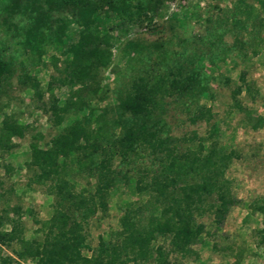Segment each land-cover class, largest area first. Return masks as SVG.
<instances>
[{"label": "trees", "instance_id": "obj_1", "mask_svg": "<svg viewBox=\"0 0 264 264\" xmlns=\"http://www.w3.org/2000/svg\"><path fill=\"white\" fill-rule=\"evenodd\" d=\"M9 1L0 0V4ZM51 1L56 7L66 8L97 1L128 21L140 9L139 4L130 5L129 0ZM217 9L205 17L207 25L201 35L169 37L151 44L140 42L130 49L128 53L133 56L129 58L140 65L126 83L113 88L111 117L105 115V107H87L78 90L72 89V75L83 77L96 67L107 66L108 37L99 39L102 46L98 42L87 44L80 59L74 51L71 57L76 63H65L62 75H51L43 87L14 55L0 48V99L7 95L14 78L18 86L30 90L34 100L40 101L46 94L40 109L51 125L58 126L70 113H80L54 134L47 146L28 143L25 165L33 168L29 181L45 184L46 192L52 196L50 210L43 220L33 218L40 238L23 237L18 205L0 210V264H21L25 259L33 264H180L170 256L194 254L191 245L206 232L204 223L196 217L209 214L211 223L222 222L228 209L239 202L223 175L235 151L216 144L213 123L203 137L195 131L177 137L170 133L166 120L169 105L183 113L189 124L211 118L209 107L198 103L212 78L202 67L193 65L201 56L213 63L227 52L242 58L248 46L251 55L257 52L264 0H231ZM47 16L44 14L31 33L22 38L36 57L43 54L51 40L45 24ZM226 34L231 35L229 43L223 39ZM53 68L57 70L55 64ZM237 78L240 85L231 89L232 98L242 86L249 90L242 71ZM54 83L68 86L72 99L59 103L53 93ZM262 120L258 117L251 128L260 126ZM26 130L28 124L18 122L12 113H2L0 155L14 148L12 138L23 137ZM32 137L37 140L41 134L36 132ZM195 140L194 147L180 148L181 143ZM204 141L206 146L202 145ZM71 164L93 178L90 189H74L67 178ZM3 168L8 171L10 166L3 164ZM134 176L133 190L144 195L145 200L126 203L118 217V228L107 239L99 236L96 245L89 248L83 224L96 212L105 213L108 193L115 184H127ZM249 209L261 217L262 227L257 233L264 244V194L249 204ZM159 236L167 247L152 245ZM2 247H8L12 255H2ZM82 249H89L90 254L83 255ZM238 254L231 264H240Z\"/></svg>", "mask_w": 264, "mask_h": 264}, {"label": "rangeland", "instance_id": "obj_2", "mask_svg": "<svg viewBox=\"0 0 264 264\" xmlns=\"http://www.w3.org/2000/svg\"><path fill=\"white\" fill-rule=\"evenodd\" d=\"M230 1L166 0L153 3L151 0H129L130 5L139 4L140 9L128 21L119 17L110 6L97 1L89 6L66 8L54 6L51 0H10L0 4V48L5 54L14 55L43 87L51 75H62L65 63L72 66L76 63L77 60L71 57L74 51L80 59L87 44L98 42L102 46L99 39L108 37L107 66L96 67L83 77L72 75V89L78 90L87 107H105V115L111 117V107L115 103L113 88L126 83L140 65L129 58L133 53L128 52L135 44L201 35L207 25L205 17L212 16L217 8L229 5ZM44 14L48 15L45 24L48 25L47 33L51 40L45 45L43 54L36 57L30 54L22 38L31 33ZM259 37L255 54H250L251 48L248 46L242 58L234 52H227L213 63L201 56L193 64L212 76L207 90L198 98L200 105L210 109L212 116L208 122L200 120L189 124L183 113L168 106L166 120L172 135L180 137L195 131L197 136L203 137L213 123L216 127L213 135L216 144L226 150L233 149L236 153L223 175L230 181V192L239 202L228 209L218 225L211 223L209 214L196 217L197 221L204 223L206 232L191 245L194 254L184 258L170 256L180 264H231L237 253L240 264H264V244L259 242L260 235L257 233L262 227L261 217L249 209V204L264 194V21ZM223 39L229 43L231 35L226 34ZM148 64L151 65L150 62ZM240 71L244 73L249 90L246 91L241 85L240 92L232 98L231 89L240 85L237 78ZM11 82L7 95L0 99V119L2 113H12L18 122L28 124V130L21 138L13 137L16 146L0 155V210L18 205L23 237L40 238V232L35 230L38 224L33 218L43 220L48 216L52 196L46 192L45 184L29 181L33 168L25 165L29 156L28 143L33 141L40 147L47 146L49 139L72 119L78 118L80 113H70L61 124L53 126L47 114L40 109L46 101V94L40 101L34 100L30 90L18 86L14 78ZM55 83L53 93L58 102L71 100L68 86ZM258 117H263L261 125L252 129L251 124ZM36 132L41 134L40 139H32ZM195 145L196 140L183 142L180 148ZM202 145L206 146L207 141ZM116 163L115 158L113 164ZM3 164H8L10 169L6 171ZM69 167L67 178L75 190L92 187L91 176L77 166L71 164ZM134 178H130L127 184H115L108 193L105 213L96 212L83 224L89 248L96 245L99 236L107 239L110 232L118 228V217L126 203L145 200L144 195H138L133 190ZM4 227L8 228L7 225ZM155 244L167 247L160 236L152 242V245ZM81 252L83 255L90 254L89 249H82ZM1 254L12 255L8 247H2ZM21 264L33 262L25 259Z\"/></svg>", "mask_w": 264, "mask_h": 264}]
</instances>
